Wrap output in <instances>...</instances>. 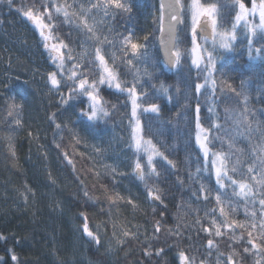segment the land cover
I'll list each match as a JSON object with an SVG mask.
<instances>
[{"label":"trees","instance_id":"1","mask_svg":"<svg viewBox=\"0 0 264 264\" xmlns=\"http://www.w3.org/2000/svg\"><path fill=\"white\" fill-rule=\"evenodd\" d=\"M65 2L0 0V264H179L181 250L194 259V264H227L229 255L239 260L243 247L237 238L243 237L246 242L253 223L257 225L253 235H259V200L264 195L257 192L255 203H246L232 192L235 186L225 181L229 186L222 191L227 193L230 204L228 200L224 205L216 203L218 186L195 140V82L204 84L206 73L198 72L191 64V32L185 22L190 0H181L183 25L175 48L181 61L173 69L164 66L157 48L159 0H127L132 5L131 13L110 17L106 28L94 29V34L84 28L83 19ZM233 2L200 0L204 5L217 6L219 30H227L232 24L237 11ZM250 2L246 0V4ZM56 8L64 11L57 13ZM29 10L50 25L44 29L47 40L36 23L24 15ZM109 25L115 29L110 36ZM129 33H134V42L140 44L145 43V36L150 37L147 47L139 50L143 59L125 66L120 63L123 53L117 48L103 46L102 54L106 52L110 67L115 63L118 70L126 73L121 80H126L128 86L139 72L143 87L138 91L147 92L148 102L162 107L159 118L149 121L148 115L154 114L141 118V134L145 140L152 139L174 161L175 168L156 158L157 174L152 175L144 167L145 155L137 156L130 147L131 104L125 106L126 94H110L105 87L101 97L107 101L104 107L110 118L94 125L81 115L88 106L86 96H77L67 104L62 102V96L69 95L74 64L89 65L88 71H95L99 79V62L95 67L89 63L95 60V49L101 47L95 38L111 39ZM54 43L60 45L59 52L50 49ZM261 43L264 40L258 34L254 48ZM57 57H63V67H58ZM216 66L215 107L220 118L207 119L212 115L208 112L212 106L209 84V90L198 97L201 119L205 120L202 127L223 126L220 131L209 132L210 137H219L209 145L210 150L230 153L229 175L255 186L256 181L251 178L255 173L248 174L247 167L256 159L258 146L264 145V62L249 58L245 27L237 31L231 51L219 52ZM145 70L151 77L143 75ZM52 75L60 81L59 90L51 85ZM241 81L247 89L248 121L256 130L250 138L241 137L229 148V138L236 129L232 116L244 112L245 102L227 88V83L239 90ZM161 84L169 88L172 102L157 95ZM22 87L25 91L18 96ZM112 105H116L115 109ZM138 159L143 180L134 170ZM237 160L248 163L236 164ZM233 165L238 168L237 173L231 172ZM198 168L204 170L198 173ZM201 183L213 190L207 200L204 196L208 193H201ZM154 188L163 193V203L152 202L148 197V191ZM221 206L225 207L229 224L236 220L247 227H224ZM213 209L214 215L210 214ZM214 219L221 227V237H215ZM158 220L160 233L155 232ZM85 224L100 238L101 245L89 240L83 231ZM204 227H211V250ZM161 249V254L156 255ZM145 251L151 255L145 256ZM13 255L16 261L11 259ZM245 255L243 264H255L260 259Z\"/></svg>","mask_w":264,"mask_h":264},{"label":"snow or ice","instance_id":"2","mask_svg":"<svg viewBox=\"0 0 264 264\" xmlns=\"http://www.w3.org/2000/svg\"><path fill=\"white\" fill-rule=\"evenodd\" d=\"M94 9H102L104 13V18L107 20L109 17L112 19L115 18L116 15L120 13L127 12L131 13L132 5L127 2V0H103V3L93 5ZM183 4L181 0H174V4L164 5L161 4V14H160V32L162 33V38L160 43L164 46L165 51V59L164 66L169 69L176 68L181 61V54L179 51H173L176 48V37L175 31L179 24L183 23L182 20V12H183ZM191 43H192V60L191 64L194 66L198 72L206 73L204 75V84L199 82H195V96L197 97V102L195 105V114H196V143L199 146L200 151L203 153L205 161L207 162L209 157V145L213 140L219 139L218 136H209L210 131H220L222 130V125H209L208 128L202 127V124L205 123V120L201 119L202 108L199 102L198 97L203 95L204 92L209 90V83L211 87V96H212V106L208 108V112L212 115L207 119L210 121L213 117L219 119L216 112L215 107V93L217 91V80L215 79L214 73L217 71L216 66V56L214 55L217 52V46L219 49H223L224 51H231L233 48L234 42L237 40V26L241 21L244 23V27L247 30V41H248V53L249 58L251 60H261L264 62V43L260 44V47L254 48V41L256 40L258 34L259 39L264 40V0H260L259 5H257L256 0H252V7L249 9L246 5V0H234L233 8L238 9L235 15V22L232 24L231 31H218V21L216 19L218 15V9L215 4L204 5L200 3V0H192L191 3ZM167 9V12H165ZM47 8L45 11L47 12ZM64 11L62 8H56V12L59 13ZM259 15V23L252 24L248 20V16L250 14ZM24 15L29 19L34 21L37 26L41 29V36L44 37L45 40L48 39V36H45L44 29L49 27L50 25H45L40 21L39 16L33 14V11L29 10L24 13ZM88 10L82 9L81 16H87ZM65 18L68 19V14L65 12ZM204 18V19H202ZM51 20L52 17H49ZM84 28H87L88 32L94 34V29L92 26L88 25L86 20H82ZM209 24L211 26V35H212V48L211 50L206 48H201L198 43V37L202 38L206 42L208 41V27ZM110 32H114L115 29H112L109 25ZM167 35V39L163 38V35ZM109 36H105L103 40H100L96 37V42L101 45V47H97L95 49V60L90 61L89 63L95 67L96 62H99V80L96 79L95 71L89 72V65L81 66L79 63L73 65V71L71 73V77L69 78L72 83L69 87V95L67 98L62 96V102L67 104L69 100L77 97V96H86L88 100V106L86 109L81 110V115L84 116L91 125H94L98 121L110 118L109 111L104 107L107 101H103L101 97V92L104 91L106 87L109 90L110 94H114L115 92H119L121 94H126L128 97L127 103L131 104V117H130V125H131V144L130 147L134 148V154L140 156L141 154L146 155L147 163L146 167L149 171L148 174H157V162L156 158L164 160L168 165L175 168V163L173 160L169 159L167 155L159 148H157L156 144L153 143L152 139H143L140 136L141 132V118L146 114H154L148 115V120L151 121L154 118H159V115L162 112L161 105L155 102H148V93L140 92L138 88L143 87V84L140 81L141 74L137 72L134 82L131 86H128L126 80H121L122 76H125L126 73L122 70H118L119 66L113 63V65L109 66V61L105 59L106 52L102 54L104 51L103 46L117 48L119 51L123 53L121 57V64L132 65L134 60L143 59V54L139 53V50L147 47V42L150 39L149 36L144 37V44H140L134 42V33H129L127 36L120 34L116 37L109 38ZM61 46H63V42H61ZM47 48L48 45L45 44ZM53 51L59 52V48L57 46H53ZM253 51H255V55H253ZM201 53L197 55V53ZM206 53V56L204 55ZM72 57L69 56L68 59ZM60 60L58 67L64 66L63 57H57ZM114 61L115 58L112 57ZM204 65L203 68L201 65ZM79 73V75H78ZM143 75L151 77V73H148L146 70ZM83 77V78H81ZM51 85L54 89L59 90L61 85L60 81L55 78V75L50 76ZM223 85L221 86L222 90ZM227 88L234 92L237 97H243L245 102L244 112L240 114V116H235L233 114V123L236 125L235 134L231 135L229 138V148H232L235 145L236 141L241 137L247 136L251 137V135L255 132L256 129L252 127V124L248 121L247 115V89L244 81H241L240 88L237 90L231 83H227ZM202 89L204 91H202ZM24 88L22 87L18 92V96H22L24 93ZM179 89H177V92ZM158 96L167 97L169 102H172L173 97L170 95L169 88L165 87L164 84H161L159 89H157ZM146 105V106H145ZM15 107H19L16 105ZM116 105H112V108L115 109ZM225 112H228V109H225ZM59 127V125H57ZM259 127V125H257ZM243 128L244 131L241 132L240 129ZM264 134V133H262ZM256 159L252 160L247 167V173L252 174L255 173L251 178L256 181V185L253 186L248 183L238 182V180L234 179L233 176L229 175V169L227 167L228 161L230 159L229 154H223L221 152L212 153L213 159L211 161L212 173L215 177V183L218 186L217 194L215 196L216 203L218 205H224L225 201L228 200L227 193L223 192L226 187L225 181H230L232 187V192L241 197L246 203L251 202L255 203V195L257 192L264 195V145L258 146L256 153ZM71 163V161H69ZM248 163L247 161L237 160L236 164ZM136 170V175L144 179L142 163L138 159L134 165ZM204 169L198 168L197 172H201ZM115 171V169H114ZM231 172L237 173L238 168L233 165L231 168ZM243 176L244 173L240 172ZM258 177V179H257ZM191 178V177H190ZM147 187V185H146ZM238 188V191H237ZM201 193L207 192L208 195L204 196V199L207 200L209 196L212 194V189L208 188L206 184L201 183L200 185ZM87 196L88 193L85 192ZM195 195V193H194ZM163 193L158 189H150L148 191V197L152 200L160 201L162 200ZM222 196L224 199H222ZM128 203H132L131 200ZM230 204V200H228ZM259 205L261 208V220L259 224L260 232L258 236L253 235V231L256 230L257 225L255 223L252 224V231H248V238L245 242L243 237L237 238V243L239 246L243 247V252L239 254V260L236 259L235 255H229L227 258V264H243L244 260L247 259L245 254L256 255L260 257L255 261V264H264V198L259 200ZM155 212V209L153 210ZM220 214L225 216L224 227H240L246 228L247 225L240 223L236 220H232L231 224L227 222V214L225 213V207L221 206ZM233 211L235 209L233 208ZM215 210L213 209L210 214L214 215ZM163 216V213H161ZM253 221L256 220V213H252ZM199 222V221H198ZM212 227H215V237H221V227L217 225L216 220L212 221ZM84 233L89 238L90 241H95L97 245H101V240L98 236H95L92 231H89L87 224L84 225L83 228ZM155 232H161V221L156 222ZM203 232L208 234L206 242L208 249L211 250L214 246V239L211 238L212 231L211 227H204ZM179 235V233H177ZM125 236H129L128 232L124 233ZM135 236V234H133ZM181 239H184L181 236ZM190 240L191 237L189 236ZM203 239V238H202ZM179 244V241L177 242ZM250 246V247H249ZM162 249L156 253V255H160ZM145 256H150L151 253L148 251L144 252ZM13 261L17 260V257L13 255L11 257ZM179 264H194V259L186 255L184 250L178 252Z\"/></svg>","mask_w":264,"mask_h":264},{"label":"rangeland","instance_id":"3","mask_svg":"<svg viewBox=\"0 0 264 264\" xmlns=\"http://www.w3.org/2000/svg\"><path fill=\"white\" fill-rule=\"evenodd\" d=\"M65 3H66V5L68 6L69 9H74L79 14V16L83 20H86L89 25L93 26V29H95V30L98 29V28H102V27L106 28L107 24L110 23L109 22V18L110 17L107 20H105L104 13H103L102 9H94L93 8V5L99 4V3H103V0H66ZM191 3H192V0H190V2L188 4V7H187L186 21H185L186 22V26L188 27L190 32H191V8H190ZM256 3H257V5H259L260 2H256ZM246 5L250 9L252 7V0H251V2L249 4H246ZM82 9H87L88 10V15L87 16H81V10ZM235 15H234V19H233L232 24L235 22ZM39 18H40V21L43 24H45L44 21L41 19V17H39ZM216 19H217V17H216ZM248 20L252 24H258L259 23V15H258V13L255 14V15L250 14L248 16ZM232 24L228 27L227 30H219L218 29V31H231ZM36 26H37V24H36ZM242 26L244 27L243 21H241L240 24L237 26L236 31H238L240 29V27L242 28ZM37 28L41 31V29L38 26H37ZM245 30H246V28H245ZM45 36H48V35H45ZM48 38H49V36H48ZM198 43L200 44L201 48H205L207 46L208 49L211 50V48H212V37L209 38L207 42L205 40H203L202 38L198 37ZM54 45L57 46V47L60 46L59 44L54 43V44L50 45V49L53 50V46ZM223 51H224L223 49H219L218 46H217V52L214 53L216 58H217V55L219 54V52H223ZM200 54L201 53H199V52L197 53V55H200ZM204 55L206 56V53ZM253 55H255V51H253ZM191 60H192V46H191ZM196 134H197V129H196ZM140 136L142 137L141 132H140ZM195 140H196V136H195ZM212 153H214V151L210 150V148H209V157H208L207 162L205 161V158H204L206 166L208 167V169L211 172H212L211 161L213 159ZM201 154L203 155L202 152H201ZM145 159L147 161L146 155H145ZM213 176H214V174H213Z\"/></svg>","mask_w":264,"mask_h":264},{"label":"water","instance_id":"4","mask_svg":"<svg viewBox=\"0 0 264 264\" xmlns=\"http://www.w3.org/2000/svg\"><path fill=\"white\" fill-rule=\"evenodd\" d=\"M257 2H259L260 0H256ZM159 3H160V14H161V4H164V5H168V4H174V0H159ZM165 12H167V9H165ZM204 19V18H202ZM161 27V25H160ZM182 27V23L179 24L176 28V31H175V37H177V32L181 29ZM208 37L211 38L212 35H211V26L209 24V27H208ZM161 38H162V33L160 32V29H159V33H158V37H157V48H158V51H159V54H160V57L164 63V59H165V51H164V46L160 43L161 41ZM163 38L164 39H167V35L164 34L163 35ZM173 51H175V48L173 49ZM168 68V67H167ZM169 69V68H168ZM173 69V68H172ZM136 171V170H135ZM152 200V199H151ZM153 202L157 203L158 201L156 200H152Z\"/></svg>","mask_w":264,"mask_h":264},{"label":"bare ground","instance_id":"5","mask_svg":"<svg viewBox=\"0 0 264 264\" xmlns=\"http://www.w3.org/2000/svg\"><path fill=\"white\" fill-rule=\"evenodd\" d=\"M150 200H151V198H150ZM152 201V200H151Z\"/></svg>","mask_w":264,"mask_h":264}]
</instances>
